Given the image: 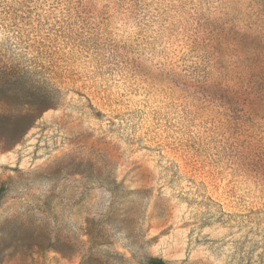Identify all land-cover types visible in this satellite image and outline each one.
<instances>
[{"label":"rangeland","instance_id":"374dc122","mask_svg":"<svg viewBox=\"0 0 264 264\" xmlns=\"http://www.w3.org/2000/svg\"><path fill=\"white\" fill-rule=\"evenodd\" d=\"M264 264V0H0V264Z\"/></svg>","mask_w":264,"mask_h":264},{"label":"trees","instance_id":"16d2710c","mask_svg":"<svg viewBox=\"0 0 264 264\" xmlns=\"http://www.w3.org/2000/svg\"><path fill=\"white\" fill-rule=\"evenodd\" d=\"M147 264H166V262L160 257L147 258Z\"/></svg>","mask_w":264,"mask_h":264}]
</instances>
